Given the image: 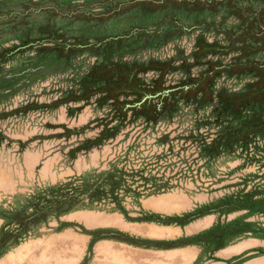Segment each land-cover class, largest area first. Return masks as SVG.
Here are the masks:
<instances>
[{
	"label": "rangeland",
	"instance_id": "rangeland-1",
	"mask_svg": "<svg viewBox=\"0 0 264 264\" xmlns=\"http://www.w3.org/2000/svg\"><path fill=\"white\" fill-rule=\"evenodd\" d=\"M3 259L264 264V0H0Z\"/></svg>",
	"mask_w": 264,
	"mask_h": 264
},
{
	"label": "bare ground",
	"instance_id": "bare-ground-1",
	"mask_svg": "<svg viewBox=\"0 0 264 264\" xmlns=\"http://www.w3.org/2000/svg\"><path fill=\"white\" fill-rule=\"evenodd\" d=\"M166 204V201H163V199H157V200H154L153 202L151 201L150 205L151 206H154L155 208L159 207V206H162ZM152 208V207H151Z\"/></svg>",
	"mask_w": 264,
	"mask_h": 264
},
{
	"label": "crops",
	"instance_id": "crops-1",
	"mask_svg": "<svg viewBox=\"0 0 264 264\" xmlns=\"http://www.w3.org/2000/svg\"><path fill=\"white\" fill-rule=\"evenodd\" d=\"M5 262L6 261H4V259H3V260L0 261V264H5ZM257 262H259V261H257ZM261 263H263V262H261Z\"/></svg>",
	"mask_w": 264,
	"mask_h": 264
}]
</instances>
